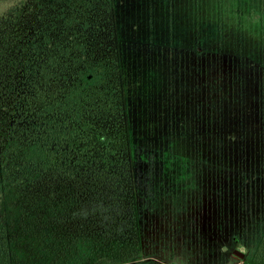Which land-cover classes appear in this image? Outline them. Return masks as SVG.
Here are the masks:
<instances>
[{
  "label": "trees",
  "instance_id": "16d2710c",
  "mask_svg": "<svg viewBox=\"0 0 264 264\" xmlns=\"http://www.w3.org/2000/svg\"><path fill=\"white\" fill-rule=\"evenodd\" d=\"M112 2L24 0L0 15V264H164L142 243L149 148L127 97L150 81L152 43L134 48ZM244 244L242 264H264V216Z\"/></svg>",
  "mask_w": 264,
  "mask_h": 264
},
{
  "label": "rangeland",
  "instance_id": "374dc122",
  "mask_svg": "<svg viewBox=\"0 0 264 264\" xmlns=\"http://www.w3.org/2000/svg\"><path fill=\"white\" fill-rule=\"evenodd\" d=\"M112 1L134 48L152 43L148 85L127 93L133 141L149 148L145 253L242 264L264 216V0Z\"/></svg>",
  "mask_w": 264,
  "mask_h": 264
},
{
  "label": "snow or ice",
  "instance_id": "6c2138e0",
  "mask_svg": "<svg viewBox=\"0 0 264 264\" xmlns=\"http://www.w3.org/2000/svg\"><path fill=\"white\" fill-rule=\"evenodd\" d=\"M8 3L14 4V0H0V14H3L7 10L6 4Z\"/></svg>",
  "mask_w": 264,
  "mask_h": 264
},
{
  "label": "clouds",
  "instance_id": "9594fccd",
  "mask_svg": "<svg viewBox=\"0 0 264 264\" xmlns=\"http://www.w3.org/2000/svg\"><path fill=\"white\" fill-rule=\"evenodd\" d=\"M24 2V0H14L15 4H22Z\"/></svg>",
  "mask_w": 264,
  "mask_h": 264
},
{
  "label": "water",
  "instance_id": "95a60500",
  "mask_svg": "<svg viewBox=\"0 0 264 264\" xmlns=\"http://www.w3.org/2000/svg\"><path fill=\"white\" fill-rule=\"evenodd\" d=\"M236 253H238V252H236ZM239 254V256H240V258H243V254H241V253H238Z\"/></svg>",
  "mask_w": 264,
  "mask_h": 264
}]
</instances>
